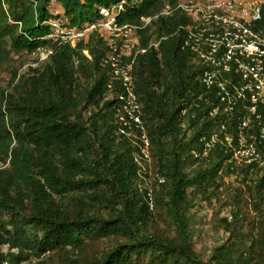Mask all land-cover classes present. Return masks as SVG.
<instances>
[{
	"label": "trees",
	"instance_id": "obj_1",
	"mask_svg": "<svg viewBox=\"0 0 264 264\" xmlns=\"http://www.w3.org/2000/svg\"><path fill=\"white\" fill-rule=\"evenodd\" d=\"M52 1L63 5L72 25L83 26L98 17V5L119 0L0 1V66L13 55L54 49L43 66L25 71L28 81L21 69L12 74L9 88L0 78V264L34 259L45 264L49 253L58 264H264V167L233 170L222 151L200 160L192 155L200 136L214 128L208 110L218 101L205 100L202 65L182 47L180 13L141 30L145 45L150 31L168 38L161 44V60L148 53L135 66L152 171L166 180L160 186L154 182L151 208L145 172L135 160L139 147L119 134L115 100L108 99L110 72L101 63L106 48L95 36L77 49L44 38ZM180 1L143 0L121 20L138 24ZM83 83L88 89L80 93ZM90 106L95 110L83 119ZM224 171L260 173L258 202L243 211L241 193L235 194L233 216L223 220L227 241L205 259L193 248L188 214L193 197L206 195ZM165 215L174 234L155 228L157 216ZM90 238L111 240L112 246L100 256L91 252Z\"/></svg>",
	"mask_w": 264,
	"mask_h": 264
},
{
	"label": "built area",
	"instance_id": "obj_2",
	"mask_svg": "<svg viewBox=\"0 0 264 264\" xmlns=\"http://www.w3.org/2000/svg\"><path fill=\"white\" fill-rule=\"evenodd\" d=\"M142 1L119 0L98 5V17L83 26L72 25L63 5L52 1L48 9L53 16L44 22L49 28L44 38L58 46L77 49L95 36L106 48L101 63L110 72L108 99L115 100L119 134L139 147L135 160L145 172L149 204L154 208V181L149 180L148 167L152 162L151 142L144 105L136 91L135 66L137 59L148 53L161 60V44L168 36L150 31L152 37L145 45L141 30L179 12L183 19L178 27L185 32L182 47L202 65L199 81L206 89L205 100H211L212 96L218 101L208 110L214 128L200 136V147L192 151L193 157L200 160L222 151L226 164L233 170L250 165L264 167V2L181 0L175 6L168 4L143 16L138 24L122 22L128 8L139 7ZM83 52L92 59L89 49ZM53 53L52 47L26 52L29 60L20 75L30 67L43 66ZM157 177L159 185L165 183V178ZM2 249L7 252L9 246L4 245Z\"/></svg>",
	"mask_w": 264,
	"mask_h": 264
},
{
	"label": "rangeland",
	"instance_id": "obj_3",
	"mask_svg": "<svg viewBox=\"0 0 264 264\" xmlns=\"http://www.w3.org/2000/svg\"><path fill=\"white\" fill-rule=\"evenodd\" d=\"M261 1L264 2V0ZM28 60L29 56L13 55L9 62H5L0 66V78L4 88H9V80L12 74L15 71L18 72ZM22 79L25 82L29 80L25 72H22ZM86 85L87 83L81 84V87L78 88L80 93H84V90L88 89V85ZM85 86L86 88L82 89ZM93 110H95L94 106H90L83 112V115L81 114L82 118L85 119L90 117V112ZM148 167L151 172L149 180L151 182L157 181V176L161 175L154 174L152 171V162ZM194 167L196 166L188 167L187 171L190 172ZM225 172L226 171L220 175L216 183L208 190L206 195H204L205 197L203 195H199L197 198L193 197L194 203L188 214L191 225L190 230L193 248L205 259H207L218 246L227 241L229 233L224 229L223 220L225 218L231 219L233 216L232 210L235 208V194L241 193V199L243 200V202H241V209L243 211L254 208L258 202L256 200L255 181L260 173H251L249 176H244L242 174L229 175ZM161 177L164 178L163 176ZM163 214H167L166 211ZM243 214L244 215L240 214V216H246V213ZM5 217L8 218V215L5 214ZM156 227H159L166 233H175L174 227L170 226V217L167 215L164 216V219H160L159 216H157L155 228ZM87 243L90 245V248L94 250L91 252H97L100 256L112 246V241L108 239L97 240L90 238L87 240ZM43 259L45 264H58L57 257L51 255V253L44 256ZM37 261L38 260L34 259L23 264H35Z\"/></svg>",
	"mask_w": 264,
	"mask_h": 264
}]
</instances>
